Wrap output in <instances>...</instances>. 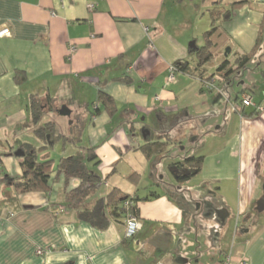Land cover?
Returning <instances> with one entry per match:
<instances>
[{
    "label": "crops",
    "instance_id": "1",
    "mask_svg": "<svg viewBox=\"0 0 264 264\" xmlns=\"http://www.w3.org/2000/svg\"><path fill=\"white\" fill-rule=\"evenodd\" d=\"M236 2L245 4L220 24L223 43L205 73L216 80L234 67L235 54L253 49L264 0H0V30L10 31L0 38V170L19 179L13 153L43 146L34 131L53 123L51 147L61 143L63 154L70 147L57 161L76 152L85 159L95 148L86 167L102 180L98 197L117 189L138 200L139 222L127 240L123 220L99 230L75 210L58 213L64 178L55 173L47 194H16L6 183L0 264H224L228 256L264 264V32L246 70L217 80L216 91L205 90L197 75L176 72L167 80L177 61L197 66L188 46H205L209 11ZM224 60L228 67L218 72ZM100 93L113 99V115L97 104ZM244 94L254 106L233 112ZM32 96L42 103L36 126ZM61 108L70 115L60 116ZM166 140L163 156L146 158L139 150ZM186 145L203 162L195 177L177 183L169 165L185 158ZM38 157L54 161L49 149ZM77 184L69 181L68 190Z\"/></svg>",
    "mask_w": 264,
    "mask_h": 264
},
{
    "label": "trees",
    "instance_id": "2",
    "mask_svg": "<svg viewBox=\"0 0 264 264\" xmlns=\"http://www.w3.org/2000/svg\"><path fill=\"white\" fill-rule=\"evenodd\" d=\"M245 2H236L230 4L228 7L215 6L209 11V17L212 23V28L204 33L205 46L201 47L191 54L197 59V66L190 67L187 61H177L172 67L177 73H185L195 76L202 82L210 80L206 77L210 63L214 59L215 52L219 45L223 43L220 38V24L228 22L232 19L233 13L236 9L241 7ZM264 32V19L259 27L258 36L253 49L247 54H235L234 67L228 69L220 79L230 81L231 77L242 73L246 70V65L257 55L262 42V35ZM222 35V34H221ZM227 50V49H226ZM224 52V56L226 53ZM227 57V56H226ZM228 67V61L224 60L217 68L218 72L225 70ZM202 68V69H201ZM15 81L21 83L24 81L23 74H16ZM108 114L113 115L116 111L113 99L105 93H100L97 101ZM30 114L32 123L36 126L42 117V103L36 96L30 98ZM98 111V109L96 110ZM35 136L40 140L43 146L35 149L29 145L22 147L24 156L19 159V165L22 175L19 179H11L7 174H3L0 170V186L3 184H10L16 194L27 193H49L51 191V175L55 173V178L62 176L64 178V207L65 211L75 210L81 221L89 225L103 230L110 220H125L126 214L131 213L138 217V210L136 208V199L123 195L117 189H113L107 196L98 197L97 191L102 183V180L95 173L86 167V162L96 160L94 154L95 148L86 150L85 159L71 156L60 158L56 163L53 160H40L39 154L49 149L55 134V126L53 123H46L39 126L34 131ZM170 142L157 141L145 142L139 150L146 158L153 156H163ZM2 155L0 153V169L2 165ZM202 157H186L178 163L169 165V170L174 176L177 183H184L195 177L202 166ZM98 162L94 163L97 166ZM129 179L135 182V176L132 175ZM77 181V186L68 190L69 181ZM156 197V196H150ZM125 201L131 202L128 209L123 207Z\"/></svg>",
    "mask_w": 264,
    "mask_h": 264
},
{
    "label": "built area",
    "instance_id": "3",
    "mask_svg": "<svg viewBox=\"0 0 264 264\" xmlns=\"http://www.w3.org/2000/svg\"><path fill=\"white\" fill-rule=\"evenodd\" d=\"M88 8L90 10H92L93 6H89ZM9 34H10V31L8 28H2L0 30V38L8 36ZM73 52H74V47L73 46L69 47L68 54L70 55ZM175 73L176 72L174 71L173 67L171 66L167 80L173 81ZM217 80H220V77H218ZM217 80L213 78V79H210L208 81L202 82L204 89L209 91V92L216 91L217 90V87H216V81ZM250 106H254L252 104L251 97L247 94H244L242 96L239 104L231 105V110L235 113L241 114L244 108L250 107ZM260 110H261L260 107L256 108V111H260ZM130 205H131V202L125 201L123 204V207L128 209L130 207ZM64 211H65L64 209H59L58 213H62ZM124 226H125V239L130 240V239L134 238V236L136 235L138 228H139V222H138L137 217L131 213H127L125 220H124ZM224 264H247V262L244 260H241L237 263H234V262H232V260L228 256L225 258Z\"/></svg>",
    "mask_w": 264,
    "mask_h": 264
},
{
    "label": "rangeland",
    "instance_id": "4",
    "mask_svg": "<svg viewBox=\"0 0 264 264\" xmlns=\"http://www.w3.org/2000/svg\"><path fill=\"white\" fill-rule=\"evenodd\" d=\"M233 79H234V77H233ZM238 81H241V80H237V82ZM65 124H69V120H66L65 119ZM169 127L170 126H168L167 128L169 129ZM172 128V127H171ZM170 130V132H172L171 133V135H174V130L173 129H169ZM172 141H175L176 142V140H173L172 139ZM194 144L193 145H195L196 144V141L195 142H193ZM62 144L60 143H55V145L53 146V147H49V151L51 152V155H52V158L54 159V161L56 160L57 161V157H58V155H66L67 154V152L69 151V148L70 147H68V146H65V148L67 149L66 150V153L65 154H63V152H62ZM181 149V147H179V146H177V149H175L176 151L177 150H180ZM194 149L195 148H192V146H190V145H186V147H185V149H184V151L182 152V156L183 157H193L194 156ZM170 150V149H169ZM177 153H179V152H177ZM181 153V152H180ZM170 155V154H169ZM75 157H82V156H80V153L78 152H76V154H75ZM83 159V158H82ZM196 206H197V204H195V209H196Z\"/></svg>",
    "mask_w": 264,
    "mask_h": 264
},
{
    "label": "water",
    "instance_id": "5",
    "mask_svg": "<svg viewBox=\"0 0 264 264\" xmlns=\"http://www.w3.org/2000/svg\"><path fill=\"white\" fill-rule=\"evenodd\" d=\"M188 47H190L191 49H194V50L197 49V48L194 46V43L190 44ZM228 53H229V50L227 49L225 55L227 56ZM59 114H60V116L67 117V116L70 115V112H69L66 108H61V110L59 111ZM147 133H148V132H147ZM142 137H143V139H145V138H146V135H144V133H142ZM13 156L16 157V158H18V159H20V158H22V157L24 156V152H23V150L18 149V150H16V151L13 153ZM259 203H260V202H258V205H259ZM257 211H261V210H260V207L257 209Z\"/></svg>",
    "mask_w": 264,
    "mask_h": 264
}]
</instances>
